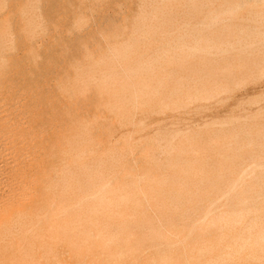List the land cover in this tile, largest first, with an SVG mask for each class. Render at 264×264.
Listing matches in <instances>:
<instances>
[{
    "label": "rangeland",
    "instance_id": "1",
    "mask_svg": "<svg viewBox=\"0 0 264 264\" xmlns=\"http://www.w3.org/2000/svg\"><path fill=\"white\" fill-rule=\"evenodd\" d=\"M184 1L183 0H178V1L177 0H139V1L138 0H129V1L127 0H123V1L122 0H0V17L6 18L7 24L9 25L8 32H10L13 35V39H14V45L12 47V50L6 54L7 56L5 55V58L1 59V63H3V68H4L3 69L4 76H2L3 78L1 77V81H33L34 85H36L33 101L32 100L29 101L28 99H26L27 101H25L24 103L30 102L32 103V105L33 104L39 105L45 103L44 105H46V115H47L48 125H47V132L45 135L48 142V146H47L48 158H46L45 160L49 163V167H50L49 170L51 174L54 173V171H56L55 169L57 168H59V170L63 169V171L65 169L67 170L65 171L67 172V176L69 175L68 177L65 174L66 172H64L65 174L64 176L67 179L65 187L67 186L66 188L68 190H66V192H68L69 189L70 190L72 189L71 191H74V193L70 191L69 193L72 196L76 194L75 196H73L75 197L73 201V197L69 196L68 195L69 193L67 194L66 192L64 193V196L68 197V198L65 197V201L67 199L66 204L70 203L71 201L73 202L76 201L74 205H71L73 204V202L70 203L72 208H68V211L70 212L73 209L71 213L69 212V214L71 215V219L69 220V222L73 223V225H75V223L76 224L80 223V225L82 226L84 225L83 226L84 228L85 227L89 228V226L94 227L92 225H95L96 224V223L94 224V222H96L95 220L99 218H95L94 220L91 221L88 219L87 216V219L90 221V224L88 223L89 225L83 221L89 222L87 219L85 220L86 218L85 216L88 215L89 213L91 214L93 212L100 211L99 214H102L103 216L98 214V217L100 216L102 217L103 220L102 223L104 224L107 223L109 226L111 225L110 229L114 233L118 234L116 238L122 241V243H116L117 244L116 249L118 250L120 248L119 244H123L126 247L127 251L129 250L128 251L129 255L128 252L126 251V256L127 258H129L130 261L129 262L125 261L124 263L123 261H116L117 264H132V263L152 264L153 262H154L153 264H159L161 259L162 261L164 260L163 262L165 264H175V263L198 264V262L199 263L202 262L201 264H203V261L201 259L202 258L204 259V256L197 257L199 253L197 252L198 250L195 251V249H200L202 246H206V244L210 246L211 242L212 245H217V242H219L220 240L219 234L221 230L215 228L211 223L213 214L222 207L223 208L220 209L219 211L224 209L227 210L236 209V210L247 211L248 209L253 210L255 208H259L264 203L261 202L264 201L263 200L264 179L262 178L264 177V172H263L264 171V0H224V1L209 0L210 2H208L207 0H197L196 2H194L195 5H193L194 4L193 2L190 3L192 0L189 1L187 0L188 1L187 3L186 0ZM166 2L168 4H165ZM171 2H173V4ZM163 4L164 7H162ZM157 6L159 7L157 8ZM167 6L169 7L170 11L172 7L171 13H173L174 11V14H171L172 16L170 15L172 19L168 17L170 11L168 12L169 14H167V12L164 13L168 9ZM182 6L183 9L180 10ZM192 6L195 7L196 12L194 7ZM199 6L200 7L202 6V8H200ZM173 7L177 9L179 8L178 11L175 10V8L173 9ZM188 7L192 8L191 11L190 8ZM159 8H162V10L163 8H167V9L163 10L164 11L163 12ZM199 8L202 10H200ZM198 9L201 11V13H199L200 11ZM160 11L163 13H161ZM160 13L163 16L162 18L159 16ZM166 15L168 18L166 17ZM154 19L156 21L158 20L159 23L155 22L154 24L155 21ZM162 19L164 22L162 21ZM166 19H168V23L165 22L167 21ZM170 19L171 22H173V25L174 24L176 25L174 26L169 25V23L172 24L170 22ZM149 21L151 24L149 23ZM203 21L207 23H203ZM160 22L162 25L160 24ZM198 22L199 24H201L202 27H200ZM163 23L167 27L166 26L164 27ZM202 23L204 25H202ZM127 24H129L130 26ZM195 25L198 26L196 27ZM156 26H160V27H156ZM168 26L169 27L172 26L174 28L173 30L169 31V33L173 31L171 35L169 33L168 34L166 33L169 28ZM161 27L167 28L166 32H164L165 31L164 28L161 29ZM172 27H170L169 29H172ZM175 28H178V30ZM155 29H157L158 32ZM160 30L161 32H159ZM125 31L127 33H125ZM25 34L31 35L32 39L28 43L26 42ZM166 36L168 39L166 38ZM161 37L163 38L161 39ZM212 38L214 40H212ZM163 39L165 42L163 41ZM206 40H208L209 45H207L208 42H205ZM152 41L153 43L158 42V44L156 45L155 43L152 44ZM161 41H163L164 44L161 43ZM149 42L151 43V45ZM29 45L32 48L30 51L28 48ZM150 47L151 48L153 47L152 48L153 50H151ZM160 50L162 52H160ZM148 51L149 54L151 53L150 55L148 54ZM145 54H147V56ZM30 56L31 58H29ZM166 66L169 68H167ZM34 67H37L38 69ZM164 68L167 69L165 70ZM158 73L163 78L159 77L161 78L159 79ZM163 74H165V76ZM70 79L72 82H70ZM156 79L157 81L155 82ZM66 82L68 83L66 84ZM159 86H161L160 95L161 96L163 95L162 96L163 98L159 95V90H158ZM16 87L20 89L22 85L20 84L19 86ZM77 93L80 94L81 96L79 95L80 97H78ZM60 94L62 96L64 95V98H62V96L60 97ZM160 97L162 98L161 99L162 102L161 100H159ZM56 100L58 101L56 102ZM155 100L158 103L154 102ZM64 102L66 103L68 102L69 103V104L67 103L68 106ZM162 103L164 105L161 106L160 104ZM151 104L153 105L151 106ZM145 108H147L148 114L147 112L144 111ZM149 108L151 111H149ZM151 108L153 109L156 108V110L153 111V109ZM89 109L90 112L89 111L87 112V110ZM91 109L94 112H91ZM142 109H144L143 110L144 112L141 111ZM131 111H133L134 113L138 112L135 114V116L137 115L136 119L134 118V113H132ZM64 114L67 117H65ZM69 114L70 116H68ZM138 114L141 116H139ZM85 115L86 118L83 119ZM79 117L80 118L83 117V118L80 119ZM74 118H77L78 121L77 119ZM104 118L111 121L104 120ZM131 119L134 122L131 121ZM88 120L89 122L90 120L91 122L92 121L94 122L93 124L90 122L91 127ZM113 120L115 122L112 124L111 122H113ZM70 121H72V123ZM73 122H75V124L77 122L78 126L77 125H76L77 127L74 126L75 124ZM103 122H106L105 126H103L104 125ZM70 123L73 125H71ZM82 124L84 126H80ZM133 124H135L134 125L135 128L133 127ZM93 125H96L97 127L95 126L96 128L95 127L93 128ZM70 126L72 127L68 128ZM146 126H149L150 128ZM81 127H83L84 129L82 128L81 130ZM85 128H87L88 131ZM104 128H108L105 129L106 132L104 131ZM142 128L145 130H143ZM116 129L118 130L116 131ZM85 130L87 133L85 132ZM138 130L139 133H141L142 131L144 133L139 134ZM35 131L38 134L40 129L35 128ZM157 131L158 134L155 135L156 134L155 132ZM130 132H132L133 134ZM105 134L107 135L106 137H104ZM114 135L116 136L114 137ZM151 135H153L155 139ZM149 136H151V138H153L154 141H152V139L148 140ZM170 136L172 137V139ZM145 137L147 138V141H152L153 143L149 142L148 144V142L144 141L146 140ZM116 138L117 140L118 139L119 140L116 141ZM142 139H144L143 140V143L145 142L144 144L141 142ZM89 140H91L90 143L91 142L93 143L90 144ZM82 141H85V143H83ZM157 141L160 142L158 143L159 145L157 143L155 144V142ZM62 142H64L65 145ZM108 142H110V144ZM55 143L58 144L56 145ZM81 143H83L85 146L82 145ZM128 143L129 144L135 143L137 146L135 144H134L135 147L130 146L128 145ZM139 143L140 144L142 143V146H140ZM169 143H171L173 146L170 145ZM107 144H109L108 149L106 148L108 146H105ZM77 145L79 146L77 147ZM80 145H82V148L79 149V147H81ZM100 145L102 147H100ZM113 145L114 146L119 145V146L114 147ZM138 145L140 149L138 148ZM168 145L169 147L165 149L173 153H170V155H165L164 154L165 149L163 150V148ZM104 146L106 148L105 151L103 150ZM123 146L125 147V151L121 152L124 150ZM127 146L130 147L128 148ZM149 146L154 147L155 149L150 148ZM155 146L156 147L162 146L160 148L161 150H159V147L156 148ZM174 146L176 147L175 150H174L175 148ZM86 147L88 149H86ZM119 147L120 149L122 148L123 150L122 149L118 150ZM131 147H134L133 148L134 150L132 149V152L134 151L133 153L130 151ZM71 148L72 149L77 148L78 150L75 149L76 153H74L75 152L74 150H71L72 152H70ZM91 148L93 150H91ZM110 148L111 151H109ZM135 148L137 149L135 150ZM149 148L151 149V151L155 152L154 155L153 153H151ZM97 149H99V152L97 151ZM112 149L114 151L116 149V151L113 152ZM172 150H174L176 154ZM106 151H109V153ZM167 151L166 154H168ZM84 152L86 153V155ZM93 152L95 154H93ZM96 152L98 153V155ZM71 153L72 155L70 156ZM82 153L84 154V156H82L83 158L80 157L81 155H83ZM53 154L56 155L53 156ZM73 154L76 156H74ZM115 154H117L120 157H118ZM146 154H150V155H146ZM172 154H174L175 157L177 155L176 158H178L180 154L179 163H175L174 160H176V158L173 159L172 157L174 156ZM50 155L52 159L50 158ZM109 155L112 160L110 159ZM139 155H141V157ZM99 156H101V158ZM87 157L89 160L87 159ZM132 157H134V160H132L133 159ZM154 157L156 162L153 159ZM71 158L77 159V161L74 159L72 161ZM84 158H85V162L81 164V160L84 161ZM137 158L138 160L135 161V159ZM159 158L161 159L159 160ZM42 159H43L42 156L36 157L31 162L36 165L40 161L42 162ZM96 159L99 161H97ZM127 159L128 160L131 159L130 161L133 162L134 166L132 165V162L130 161L128 162ZM103 160L105 161L104 163ZM114 160L117 161L116 162L117 164L114 163ZM167 160L168 162L171 163V165L169 163L170 168H168L167 166L168 165ZM170 160H172L173 162ZM91 161H93V164L90 163ZM101 161L103 164L101 163ZM112 161L114 165L112 164ZM177 161L178 160H176V162ZM70 162L71 165L73 164L74 166H71L69 164ZM126 162H128L131 165H129ZM99 163L100 165H98ZM125 163L128 164V167L130 166L129 169H127L128 167H126ZM181 163L183 164L188 163V164L186 165L184 164V169H183V164ZM66 164L69 165L66 166ZM83 164L85 166H83ZM95 164H96V168L94 167ZM178 164H180L179 165L180 167L178 166ZM103 165L104 167L101 168L102 169L101 171L100 167H102ZM122 165H125L126 168H124V166ZM188 165L191 166L189 168L190 170L188 169L189 167ZM193 167L195 168V170L193 169ZM248 167H250L249 170L247 169ZM86 168L87 170H85ZM90 168L91 170H89ZM178 168L180 169L179 171L180 172L182 171L183 173L182 172L180 173L177 170ZM181 168L185 172L181 170ZM191 168L193 171L191 170ZM69 169L70 171H72L73 169L75 170L77 169V170L76 171L73 170L74 172L72 171L71 173H69L70 172ZM93 169L95 171L97 170L98 172L94 171L91 173ZM252 169L254 170L257 169L256 172L259 173L255 175L254 173L256 172ZM171 170H174V172L172 171L173 172L172 181L174 179L176 182L180 181L181 180L180 178L183 176V174L187 175L193 173V176L190 177L189 175V178L188 175L186 177H183L182 181L185 184L179 183V187L177 186L178 183H175V181H173L175 183V186L173 184L174 187L172 188L173 182L168 184V181L171 182V178H170ZM186 170L190 171V173L186 172ZM196 170L197 171L200 170L198 171L197 175H195ZM244 170H248V171H244ZM99 171L100 174L103 175H100ZM111 171L112 173L115 172V174L113 173L112 175V173H110ZM117 171H119V175L116 174ZM243 171L247 172V174L246 173L244 174ZM175 172L177 173L179 172L178 174H181L180 178H178L179 175L176 173L177 175L176 177L179 180L175 178ZM165 173L166 176L167 174H169L170 176L169 178L168 176L167 177L165 176L166 178L169 179L166 180L167 183L162 182L163 180L165 181L166 179L165 177L164 178L159 177V175L164 176ZM83 174L86 176V178L85 176H81ZM173 174H174V178H173ZM72 175L76 176V178L75 176H73L75 178V181L73 179L74 182L73 185L76 183V181H78L79 183L82 182L80 184L78 182L76 183L78 184L79 187H81L80 189L76 185L74 186L72 185L73 187L71 186L72 182H70L69 180L72 181V178H70L72 177ZM78 175H80L79 180H77ZM146 175H148V177ZM223 175H225L226 177H224ZM250 175L251 178L249 177ZM142 176H145L147 180ZM194 176L195 177L198 176V177L193 178ZM217 176L219 177L223 176V179L220 178L221 180L219 184L221 185L220 188H218L219 186L218 182L220 180L217 178ZM257 176L261 181L256 178ZM136 177L137 180H135ZM140 177L143 178L144 184L140 183L143 182V180L140 179ZM206 177L209 178L207 180L211 179L210 181L212 183L210 181H208L209 183L208 182L205 183V181H207ZM88 178L89 180H87ZM97 178H99V180ZM130 178H132V180ZM152 178L154 179V181ZM158 178L159 180H161V182L158 180ZM110 179L113 180L116 179V182L115 180L114 182L113 180L110 181ZM231 179L233 180L237 179L236 181L240 180V183L238 182L237 184L236 182L237 185L234 182V184L237 187V188L235 187L236 189L234 188V190H232L233 188H231L233 187L232 186L233 182ZM149 180H151L150 181L151 185L150 182H148ZM157 180L161 184L158 183ZM191 180H193V182L194 180L197 181L194 182L196 184L193 183L195 186H192V183L191 186H189L190 183L187 182H190ZM243 180L244 183L245 182L247 183V181H249L251 182V184L249 183L250 184L249 185L248 183L247 184L245 183L247 185L246 186L243 183ZM67 181L69 182V184L70 183L71 184L69 185ZM136 181L139 182H137L136 184ZM87 182L92 183V185L90 184L91 187H89L90 185H88ZM105 182L108 184H106ZM229 182H230V186L228 185ZM241 182L243 185L241 184ZM96 183L98 184L97 187H96ZM146 183L149 185H146ZM85 184L87 185V187ZM99 185L100 187L98 188ZM111 185L115 189H113ZM134 185L138 186L137 187L138 190L137 189L135 190L136 187ZM185 185H188L186 187V192L187 189L189 191V189L191 188L190 191L187 192L190 196L189 195L183 196V194H180L181 192L184 193L183 191H185ZM196 185H200V186H197L198 188H196ZM238 185H241V187L240 186L238 187ZM152 186L153 189L150 188ZM84 187L88 189L86 190L84 189ZM92 187H94V189L96 187L98 191L94 190ZM110 187H111V191H109ZM120 187L121 189H119ZM123 187L131 194H129L127 191L125 193L124 191L125 189ZM142 187L146 190V192H143L144 189H142ZM229 187L230 190L228 189ZM251 187L253 188L251 189ZM77 188L79 193L78 191H75L77 190ZM104 188H106L105 191ZM139 188L140 190L141 189L142 190L140 191ZM154 188L155 191H153ZM204 188H206V190ZM89 189L93 190L94 192L93 191L91 192L90 190L91 192L90 193ZM116 189L122 190L123 194L121 193V191L120 192L116 191ZM131 189H134V191L137 192H134ZM157 189H161L162 192ZM199 189H201L202 191L205 190L206 194L204 195V192L202 193V191L201 190L199 191ZM224 189L229 192L230 191L232 192L228 195L229 192L227 193V191H225ZM246 189L248 190L246 191ZM147 190H150V194L156 195L155 198H153L154 197L153 195L149 194L150 195L149 196L148 195L149 191ZM179 190L182 191L180 192ZM81 191L85 195L87 194V196L85 197L84 194H80ZM115 191L118 192V194L121 193L122 195L118 197V200L116 198L119 195ZM169 192L173 193L174 195L171 193L169 194ZM225 192L227 193L228 196L227 198L229 202H225V200H227L226 195L224 196V194H226ZM246 192L247 194L249 193L248 194L249 197L244 194ZM256 192L260 194L259 198L260 197L262 198L259 199L257 197L258 195ZM161 193H162L161 197H158L160 195L157 196V194H161ZM207 194L209 196H207ZM81 195L84 196L85 199ZM111 195L112 196L114 195L113 198ZM108 196H111V199H109ZM147 196H149V198L151 199L153 198L152 199L153 202L151 199L149 201V198ZM180 196L186 198V199L184 198L185 203L182 200L183 198ZM165 197L168 201L163 200L165 204L163 205L162 199H165ZM82 199L85 201H83ZM92 199L94 200L92 203L89 204L88 202H86L87 200L89 201ZM135 199L136 201H134ZM140 199L142 202L140 201ZM143 199H144V204H143ZM173 199L176 204L174 203ZM158 200L162 201V202L161 201L158 202L161 205L157 203ZM170 200H172L173 203ZM176 200L177 201L181 200L182 202L180 201L179 204V202H177ZM216 201L218 202L219 205L216 204L217 203ZM244 201H247V203ZM80 202L82 203V205ZM114 202H117L118 204L115 203L116 205H113ZM134 202L136 206L133 204ZM243 202L244 205H240L243 204ZM254 203L257 204V207H255ZM258 203H260L261 205H258ZM91 204L92 205L94 204L95 207L94 205L92 206ZM140 204L145 205V207L142 206L143 208H141ZM104 205L105 208L103 210H105L107 214H105V212H103L102 210L103 207L101 206ZM124 205L125 207H123ZM71 206H69L68 204V207ZM107 206H109V208H113V207L115 208L117 207V208L116 209L114 208V210L112 209L113 210L112 211ZM209 206L210 208L211 207L212 208L209 209ZM139 207L140 209L138 210ZM94 208H96V211L94 210ZM117 209H120L119 210L120 212L123 211L124 213L121 212L123 215L120 212L118 213L116 212V214L113 213V215L116 216H113L112 212H115ZM85 210L89 213H87ZM74 211L78 214H81L79 216V220L80 218L82 219L81 221L77 222L76 219H74L76 217V215H74L76 213L73 214ZM101 211L104 214L101 213ZM205 212H207L206 214L208 213L210 214V212L212 214L210 215L208 214L209 215L208 216L205 214ZM119 214L122 216L120 217ZM106 215L108 218L106 217ZM111 216L113 217L111 218ZM203 218H207V219H203ZM202 219L206 221L204 222L202 221ZM194 222L197 223L196 224L197 226L195 225ZM82 226H80V228ZM75 227L78 228V226L76 225ZM193 227L194 229H191ZM154 230H156V232ZM163 231H165L164 234ZM204 232H206L205 234L207 236L204 234ZM171 233L173 234L171 235ZM207 233H209V235L211 236H209ZM120 234L123 236H121ZM186 237L188 240L185 239ZM152 239H155V241ZM177 242L180 243L181 247L185 245L183 246L184 248L183 247L180 248L179 243ZM204 242H206V244H203ZM171 244H173V246ZM186 246L187 248L188 247L189 248L188 249L185 248ZM159 247H160V251L158 249ZM179 249H181L182 251L181 250L179 251ZM189 250H194V253H192V251ZM169 251L173 252L174 254ZM182 252L185 255H183ZM190 252L196 256L191 255ZM187 253H190V256H188L189 254L186 255ZM183 256L184 257L187 256V257L184 258ZM164 257L165 258L168 257L167 258L168 260L166 261ZM195 261L198 262L196 263ZM116 263L115 261H113L110 262L109 264H116Z\"/></svg>",
    "mask_w": 264,
    "mask_h": 264
},
{
    "label": "bare ground",
    "instance_id": "2",
    "mask_svg": "<svg viewBox=\"0 0 264 264\" xmlns=\"http://www.w3.org/2000/svg\"><path fill=\"white\" fill-rule=\"evenodd\" d=\"M123 1V0H122ZM127 1H129V0H127ZM139 1V0H138ZM178 1V0H177ZM184 1V0H183ZM189 1V0H188ZM187 0H186V3L188 2ZM197 0H192L190 3H194V2H196ZM208 2H210L209 0H207ZM206 1V2H207ZM215 1V0H214ZM224 1V0H223ZM117 2V1H116ZM121 2V1H120ZM179 2H182V1H179ZM179 2H178V4H179ZM185 2V1H184ZM183 2V3H184ZM123 3V2H122ZM172 4H173V2H171ZM175 3V2H174ZM200 3V2H199ZM199 3H197V4H199ZM127 4H128V2H127ZM165 4H168L167 2L165 3ZM171 4V5H172ZM182 4V3H181ZM180 4V5H181ZM139 5V4H138ZM137 5V6H138ZM193 5H195V3L193 4ZM202 5H203V3H202ZM207 5V4H206ZM205 5V6H206ZM117 6V5H116ZM130 6V5H129ZM131 6H132V4H131ZM146 6V5H145ZM160 6V5H159ZM159 6H157V8L159 7ZM141 7V6H140ZM156 7V6H155ZM162 7H164V4H163V6ZM168 7V6H167ZM181 7V6H180ZM192 7H194V6H192ZM200 7V6H199ZM175 7H173V9H174ZM188 8H190V11H191V7H188ZM200 8H202V6L200 7ZM199 8V9H200ZM138 9V8H137ZM145 9V8H144ZM159 9H161V11H163V10H166L167 8H163V10H162V8H159ZM168 9H169V7H168ZM167 9V10H168ZM179 9V8H178ZM178 9L177 8H175V10H177L178 11ZM183 9V6H182V8L180 9V10H182ZM185 9V8H184ZM194 9H195V7H194ZM198 9V10H199ZM204 9V8H203ZM115 10V9H114ZM163 11L164 13H166L167 12V14H169L168 12L170 11V9L168 10V11ZM189 10V9H188ZM200 10H202V9H200ZM199 10V11H200ZM209 10V9H208ZM147 11V10H146ZM152 11V10H151ZM160 11V12H161ZM185 11V10H184ZM187 11V10H186ZM194 11V10H193ZM156 12V11H155ZM163 12H161V13H163ZM172 12V7H171V11H170V14H169V16L168 17H170L171 18V14H174V11H173V13H171ZM188 12V11H187ZM195 12H196V9H195ZM194 12V13H195ZM198 12V11H197ZM137 13V12H136ZM153 13V12H152ZM161 13H160V17L162 18L163 16L161 15ZM199 13H201V11L199 12ZM175 14H176V11H175ZM178 14V13H177ZM202 14H203V12H202ZM135 15H137V14H135ZM171 15V16H170ZM224 15V14H223ZM145 16V15H144ZM154 16V15H153ZM174 16H177V15H174ZM219 16V15H218ZM222 16V15H221ZM129 17V16H128ZM166 17H167V15H166ZM167 17V18H168ZM125 18V17H124ZM165 18V17H164ZM126 19V18H125ZM158 19H159V17H158ZM172 19V18H171ZM171 19H170V22H171ZM218 19V18H217ZM130 20V19H129ZM128 20V21H129ZM134 20V19H133ZM152 20V19H151ZM155 20V19H154ZM161 20V19H160ZM167 21H165V22H167L168 23V19H166ZM174 20V19H173ZM200 20V19H199ZM206 20V19H205ZM204 20V21H205ZM145 21V20H144ZM162 21H163V19H162ZM202 21V20H201ZM200 21V22H201ZM203 21V23H207V22H204ZM130 22V21H129ZM128 22V23H129ZM155 22H158V20L156 21H154V24H155ZM164 22V21H163ZM177 22V21H176ZM30 23V22H29ZM133 23V22H132ZM149 23H150V21H149ZM148 23V24H149ZM159 23V22H158ZM172 24H170L169 23V25H173V22H171ZM202 23V25H204ZM31 24V23H30ZM134 24V23H133ZM147 24V23H146ZM151 24V23H150ZM160 24H161V22H160ZM198 24H199V22H198ZM210 24V23H209ZM216 24V23H215ZM220 24V23H219ZM260 24V23H259ZM261 24H263V23H261ZM127 25H129V24H127ZM162 25V24H161ZM160 25V26H161ZM163 25H164V23H163ZM174 25H176V24H174ZM173 25V26H174ZM183 25V24H182ZM200 25V27H202L201 26V24H199ZM206 25V24H205ZM130 26V25H129ZM147 26V25H146ZM160 26H156V27H160ZM166 25H164V27H165ZM196 26V25H195ZM198 26V25H197ZM196 26V27H197ZM153 27V26H152ZM164 27H161V29H163ZM167 27V26H166ZM169 27V26H168ZM170 27H172V26H170ZM169 27V28H170ZM141 28H142V26H141ZM168 28V30H167V28H164V30H162V31H164V32H166V30H167V34L169 33V31L170 30H173L174 28L172 27V29H169ZM179 28V27H178ZM178 28H175V29H177L178 30ZM199 28V27H198ZM212 28V27H211ZM48 29V28H47ZM159 29V28H158ZM128 30V29H127ZM154 30V29H153ZM155 30H157V29H155ZM9 31V25L7 24V21H6V18L4 17V18H2V17H0V264H109L110 262H113V261H115V263H116V261H123V263L125 262V261H127V262H129L130 260H129V258H127V256H126V251H127V249H126V247L123 245V244H119V249L117 250L116 249V246H117V244L116 243H122V241L121 240H118L116 237H117V235L118 234H116V233H114L111 229H110V226L106 223V224H104V223H102L103 222V220H102V217L101 216H103L102 214H99V212H93V213H89V212H87L86 210V212L87 213H89L88 215H86L85 217V220L87 219V216H88V219L89 220H94L95 218H99V219H96L95 221L96 222H94V224L95 225H92V226H94V227H90L89 226V228H84L82 225H80V223L78 224H76L75 223V225L76 226H78V228H76L75 227V225H73V223H70L69 222V220L71 219V215L69 214V212L70 211H68V208H72V206L71 205H74V203H76V201L75 202H73L74 201V199H75V197H73V196H75L76 194H74L73 196L69 193V191L70 192H73L74 193V191H71L70 189H69V191L68 192H66V190H68L66 187H65V185H66V177L64 176L65 174H66V176H67V170L65 171H63V169H61V170H59V168H57V169H55L56 171H54V173H52L51 174V172H50V167H49V163L45 160L46 158H48V152H47V146H48V142H47V139H46V132H47V125H48V123H47V115H46V105H44V104H39V105H32V103H30V102H27V103H24L25 101H27L26 99H28L29 101H33V99H34V91H35V89H36V85H34V83H33V81H1V77L2 76H4L3 74V63H1V59L2 58H5V55L9 52V51H11L12 50V47H13V45H14V39H13V35L10 33V32H8ZM131 31V30H130ZM129 31V32H130ZM157 32H158V30H157ZM159 32H161V30L159 31ZM125 33H127L126 31H125ZM173 33V31L171 32V33H169L170 35ZM177 33V32H176ZM175 33V34H176ZM159 34V33H158ZM157 34V35H158ZM165 34V33H164ZM125 35V34H124ZM118 36V35H117ZM122 36V35H121ZM121 36H119V37H121ZM160 36H162V35H160ZM163 36H165V35H163ZM169 36V35H168ZM170 37V36H169ZM173 37V36H172ZM188 37V36H187ZM163 37H161V39H162ZM166 38H167V36H166ZM165 38V39H166ZM199 38V37H198ZM25 39H26V42L28 43V42H30L31 41V35L29 34H25ZM158 39V38H157ZM160 39V40H161ZM168 39V38H167ZM170 39V38H169ZM172 39V38H171ZM155 40H156V38H155ZM197 40V39H196ZM209 40V39H208ZM208 40H206L205 42H208ZM211 40V39H210ZM212 40H214L213 38H212ZM211 40V41H212ZM125 41V40H124ZM149 41H151V40H149ZM154 41V40H153ZM153 41H152V44H154L153 43ZM163 41H164V39H163ZM163 41H161V43H163ZM170 41V40H169ZM194 41V40H193ZM146 42V41H145ZM165 42V41H164ZM237 42V41H236ZM17 43V42H16ZM32 43V42H31ZM122 43V42H121ZM150 43V42H149ZM193 43V42H192ZM195 43V42H194ZM142 44V43H141ZM156 44H158V42L157 43H155V45ZM160 44V43H159ZM164 44V43H163ZM103 45H104V43H103ZM114 45V44H113ZM150 45H151V43H150ZM207 45H209V42L207 43ZM32 46V45H31ZM148 46H149V44H148ZM28 48H29V51L32 49L31 47H30V45L28 46ZM118 48V47H117ZM151 48V47H150ZM153 48V47H152ZM151 48V50H153ZM154 48H156V47H154ZM173 48V47H172ZM146 49V48H145ZM170 49V48H169ZM165 50V49H164ZM136 51V50H135ZM145 51V50H144ZM143 52V51H142ZM153 52V51H152ZM160 52H162L161 50H160ZM165 52V51H164ZM163 52V53H164ZM141 53V52H140ZM148 54H149V51H148ZM151 54V53H150ZM149 54V55H150ZM158 54V53H157ZM160 54V53H159ZM141 55V54H140ZM146 56H147V54H145ZM167 55V54H166ZM7 56V55H6ZM221 56H222V54H221ZM89 57V56H88ZM156 57H157V55H156ZM158 57H159V55H158ZM165 57V56H164ZM167 57V56H166ZM29 58H31V56L29 57ZM96 58V57H95ZM155 58V57H154ZM94 59V58H93ZM146 59V58H145ZM152 59H153V57H152ZM90 60V59H89ZM88 60V61H89ZM98 60V59H97ZM137 60V59H136ZM91 61V60H90ZM89 61V62H90ZM85 62V61H84ZM83 62V63H84ZM174 63V62H173ZM251 63V62H250ZM105 64V63H104ZM169 64V63H168ZM172 64V63H171ZM170 64V65H171ZM175 64V63H174ZM38 65V64H37ZM86 65H87V63H86ZM86 65H83V66H86ZM156 65V64H155ZM33 66V65H32ZM133 66V65H132ZM131 66V67H132ZM162 66V65H161ZM168 66V65H167ZM166 66V67H167ZM158 67H160V66H158ZM173 67V66H172ZM33 68V67H32ZM34 68H37V67H34ZM76 68V67H75ZM113 68V67H112ZM157 68V67H156ZM167 68H169V67H167ZM166 68V69H167ZM38 69V68H37ZM93 69V68H92ZM165 69V68H164ZM165 69V70H166ZM73 71H75V70H73ZM158 72H159V70H158ZM43 73H44V71H43ZM73 73V72H72ZM163 73H166V72H163ZM39 74V73H38ZM157 74V73H156ZM162 74V73H161ZM158 75H159V73H158ZM164 76H165V74H163ZM162 75V76H163ZM167 75H169V74H167ZM31 76V75H30ZM75 76V75H74ZM171 76V75H170ZM82 77V76H81ZM159 77H161L160 75L158 76V78ZM3 78V77H2ZM70 78H71V76H70ZM161 78H163V77H161ZM161 78H159V79H161ZM174 78V77H173ZM16 79V78H15ZM148 79V78H147ZM163 80V79H162ZM82 81V80H81ZM157 81V79L155 80V82ZM158 81H161V80H158ZM65 82V81H64ZM70 82H72L71 81V79H70ZM47 83V82H46ZM68 82H66V84H67ZM177 83V82H176ZM22 85V87H20V89H18L16 86H19V85ZM162 84V83H161ZM40 85H41V83H40ZM39 85V86H40ZM56 85V84H55ZM167 85V84H166ZM177 85V84H176ZM181 85V84H180ZM169 86V85H168ZM44 87H47V86H44ZM160 88H161V86H159V95H160ZM63 89V88H62ZM176 89V88H175ZM174 89V90H175ZM162 90V89H161ZM155 91V90H154ZM59 93V92H58ZM181 94V93H180ZM80 94H78L77 93V96L78 97H80L79 96ZM62 95L60 94V97H61ZM161 96V95H160ZM163 96V95H162ZM161 96V97H162ZM68 97V96H67ZM160 97V99L159 100H161L162 98ZM185 97V96H184ZM62 98H64V95L62 96ZM76 98V97H75ZM105 98H106V96H105ZM189 98V97H188ZM60 99V98H59ZM158 99V98H157ZM64 100V99H63ZM58 100H56V102H57ZM163 101H164V99H163ZM154 102H156V103H158L156 100L154 101ZM161 102H162V100H161ZM65 104H67L66 102H64ZM148 103V102H147ZM155 103V104H156ZM69 104V103H68ZM68 104H67V106H68ZM154 104V105H155ZM172 104V103H171ZM49 105H51V104H49ZM103 105V104H102ZM153 104H151V106H152ZM161 106L162 105H164L163 103L162 104H160ZM62 106V105H61ZM153 107H155V106H153ZM100 108V107H99ZM143 108V107H142ZM148 108V107H147ZM147 108H145V110L144 109H142L141 111H145V112H147ZM159 108H162V107H159ZM101 109V108H100ZM136 109V108H135ZM151 109H153V108H151ZM154 110H156V108H154L153 109V111ZM90 112V109L89 110H87V112ZM97 111V110H96ZM140 111V112H141ZM143 111V112H144ZM149 111H151L150 110V108H149ZM91 112H94V111H92V109H91ZM98 112H100V111H98ZM101 112H102V110H101ZM132 113H134L133 111H131ZM142 112V113H143ZM156 112V111H155ZM136 113H138V112H136ZM136 113H134V118L136 119V116H135V114ZM141 113V114H142ZM151 113V112H150ZM152 113H154V112H152ZM157 113H158V111H157ZM68 114V113H67ZM99 114H101V113H99ZM106 114V113H105ZM144 114V113H143ZM147 114H148V112H147ZM65 115V114H64ZM87 115V114H86ZM86 115H85V117L83 118V117H79L80 119H85L86 118ZM103 115H104V113H103ZM102 115V116H103ZM139 115V114H138ZM152 115V114H151ZM68 116H70V114L68 115ZM89 116H90V113H89ZM92 116H93V114H92ZM126 116V115H125ZM129 116V115H128ZM139 116H141V115H139ZM65 117H67L66 115H65ZM64 117V118H65ZM144 117V116H143ZM69 118V117H68ZM87 118H88V116H87ZM90 118V117H89ZM93 118V117H92ZM133 118V117H132ZM74 119H77V118H74ZM98 119V118H97ZM101 119H103V118H101ZM129 119V118H128ZM68 120V119H67ZM92 120V119H91ZM91 120H90V122H91ZM104 120H107L106 118H104ZM118 120V119H117ZM77 121H78V119H77ZM95 121V120H94ZM107 121H111V120H107ZM131 121H133L132 119H131ZM146 121V120H145ZM144 121V122H145ZM67 122V121H66ZM65 122V123H66ZM71 123H72V121H70ZM87 122V121H86ZM88 122H89V120H88ZM90 122H89V124H90ZM115 121L113 120V122H111L112 124L114 123ZM134 122V121H133ZM141 122V121H140ZM143 122V121H142ZM147 122V121H146ZM70 123V124H71ZM74 124H75V122H73ZM83 123V122H82ZM85 123V122H84ZM92 124L94 123L93 121L91 122ZM101 123V122H100ZM104 123V125L103 126H105V123L106 122H103ZM67 124V123H66ZM79 124V123H78ZM97 124V123H96ZM102 124V123H101ZM116 124V123H115ZM131 124H132V122H131ZM198 124V123H197ZM71 125H73V124H71ZM77 125V122H76V124L74 125V126H76ZM98 125V124H97ZM134 125L135 124H133V127H134ZM137 125H138V123H137ZM78 126V125H77ZM76 126V127H77ZM80 126H84L83 124L82 125H80ZM86 126V125H85ZM96 125H93V128L95 127ZM102 126V125H101ZM117 126V125H116ZM120 126V125H119ZM118 126V127H119ZM155 126V125H154ZM72 126H70V127H68V128H71ZM90 127H91V124H90ZM97 127V126H96ZM95 127V128H96ZM129 127V126H128ZM128 127H127V129H128ZM131 127V126H130ZM146 127H149V126H146ZM35 128H38V129H40V131H39V133L37 134V132L35 131ZM82 128L83 127H81V130H82ZM135 128V127H134ZM150 128V127H149ZM79 129V128H78ZM84 129V128H83ZM87 131H88V129L87 128H85ZM91 129V128H90ZM105 129H108V128H104V131L106 132V130ZM143 129V128H142ZM70 130V129H69ZM86 130H85V132H86ZM101 130V129H100ZM118 129H116V131H117ZM143 130H145V129H143ZM63 131H65V130H63ZM68 131V130H67ZM91 131V130H90ZM103 131V130H102ZM111 131V130H110ZM119 131H120V128H119ZM123 131V130H122ZM137 131V130H136ZM54 132V131H53ZM52 132V133H53ZM58 132V131H57ZM61 132V131H60ZM59 132V133H60ZM96 132H97V130H96ZM113 132H115V131H113ZM129 132V131H128ZM127 132V133H128ZM141 132V131H140ZM159 132H161V131H159ZM188 132V131H187ZM55 133V132H54ZM87 133V132H86ZM91 133V132H90ZM94 133V132H93ZM130 133H132V132H130ZM138 133H139V130H138ZM141 133H144L143 131L141 132ZM141 133H139V134H141ZM156 134L155 135H157L158 134V131L157 132H155ZM164 133V132H163ZM61 134V133H60ZM82 134V133H81ZM117 134V133H116ZM122 134V133H121ZM133 134V133H132ZM138 134V135H139ZM175 134V133H174ZM178 134H179V132H178ZM177 134V135H178ZM180 134H181V132H180ZM59 135V134H58ZM86 135V134H85ZM103 135H104V133H103ZM137 135V134H136ZM160 135V134H159ZM107 135L105 134V136L104 137H106ZM116 135H114V137H115ZM121 136V135H120ZM131 136H133V135H131ZM151 136H153V135H151ZM151 136H149L150 137V139H149V137H148V140H151L152 139V141H154V139H155V137H154V139L153 138H151ZM162 136V135H161ZM160 136V137H161ZM172 136V135H171ZM170 136V137H171ZM183 136V135H182ZM81 137V136H80ZM85 137V136H84ZM88 137V136H87ZM86 137V138H87ZM90 137H91V135H90ZM134 137H135V134H134ZM156 137H158V136H156ZM187 137V136H186ZM50 138V137H49ZM110 138V137H109ZM146 138V137H145ZM144 138V139H145ZM92 139V138H91ZM101 139V138H100ZM102 139H103V137H102ZM106 139V138H105ZM112 139V138H111ZM121 139V138H120ZM139 139V138H138ZM144 139H142L141 140V142L143 143V140ZM171 139H172V137H171ZM170 139V140H171ZM193 139V138H192ZM50 140V139H49ZM83 140H84V138H83ZM93 140V139H92ZM98 140V139H97ZM115 140V139H114ZM119 140V139H118ZM117 140V138H116V141H118ZM157 140V139H156ZM155 140V141H156ZM174 140V139H173ZM57 141V140H56ZM86 141V140H85ZM85 141H82L83 143H85ZM88 141V140H87ZM90 141L91 140H89V143H90ZM100 141V140H99ZM103 141H105V140H103ZM121 141V140H120ZM138 141V140H137ZM144 141H146V142H148V144H149V142H152V141H147V138H146V140H144ZM159 141V140H158ZM155 142V144L157 143H160V142ZM161 141V140H160ZM50 142V141H49ZM68 142V141H67ZM105 142H107V141H105ZM111 142V141H110ZM110 142H108L109 144H110ZM115 142V141H114ZM181 142V141H180ZM63 144H64V142H62ZM83 143H81L82 145H84ZM88 143V142H87ZM86 143V144H87ZM91 143H93V142H91ZM90 143V144H91ZM112 143V142H111ZM142 143L140 144V146H142ZM145 143V142H144ZM143 143V144H144ZM153 143V142H152ZM162 143H164V142H162ZM168 143V142H167ZM56 145L58 144V143H55ZM60 144V143H59ZM101 144V143H100ZM109 144H107V145H105V146H108ZM134 144L135 143H133V144H129L128 143V145H130V146H134ZM170 145H172L171 143H169ZM56 145H55V147H56ZM65 145V144H64ZM70 145H71V143H70ZM82 145H80L81 147H79V149L80 148H82ZM136 145V144H135ZM146 145V144H145ZM144 145V146H145ZM159 145V144H158ZM161 145V144H160ZM79 145H77V147H78ZM85 146V145H84ZM88 146V145H87ZM99 146V145H98ZM105 146L103 147V150L105 151L106 150V148L108 149L109 148V146L108 147H106L105 148ZM114 146V145H113ZM112 146V147H113ZM116 146V145H115ZM114 146V147H115ZM119 145H117L116 147H118ZM129 146V147H130ZM137 146V145H136ZM152 146H154V145H152ZM173 146V145H172ZM65 147V146H64ZM76 147V146H75ZM100 147H102L101 145H100ZM100 147H99V149H100ZM111 147V148H112ZM120 147H122V146H120ZM120 147H119V149L118 150H121L120 149ZM124 147V146H123ZM128 147V146H127ZM128 147V148H129ZM135 147V146H134ZM134 147H131V149H130V151L132 152V149L134 148ZM150 148H154V147H151V146H149ZM156 147V146H155ZM157 147H159V146H157ZM156 147V148H157ZM162 146H160L159 147V150H161L160 148H161ZM167 147H169V145L168 146H166V147H164L163 148V150L165 149V148H167ZM175 147V146H174ZM94 148H95V146H94ZM105 148V149H104ZM111 148H110V150L109 151H111ZM127 148V149H128ZM138 148H139V145H138ZM149 148V150L151 151V149ZM75 149L76 150H78L77 148H74V149H70V152H72L71 150H74L75 151ZM86 149H88L87 147H86ZM99 149H97V151L99 152ZM114 149V148H113ZM112 149V151L113 152H115L116 151V149H115V151ZM124 149V150H123ZM122 150L123 151H121V152H124L125 151V147L123 148ZM137 148H135V150H136ZM140 149V148H139ZM138 149V150H139ZM145 149V148H144ZM147 149V148H146ZM155 149V148H154ZM153 149V150H154ZM171 149H173V148H171ZM171 149H170V151H171ZM176 149V147L174 148V150ZM91 150H93L92 148H91ZM95 150V149H94ZM129 150V149H128ZM134 150V149H133ZM137 150V151H138ZM148 150V149H147ZM146 150V151H147ZM174 150H172V151H174ZM73 151V152H74ZM96 151V150H95ZM101 151V150H100ZM103 151V152H104ZM109 151H106V152H108L109 153ZM144 151V150H143ZM166 149H165V155H170V153H173V152H169V151H167L168 152V154H166ZM177 151V150H176ZM178 151H180V150H178ZM67 152V151H66ZM102 152V153H103ZM117 152H119V151H117ZM134 152V151H133ZM132 152V153H133ZM139 152V151H138ZM163 152V151H162ZM175 152V151H174ZM182 152V151H181ZM181 152H180V154H181ZM69 153V152H68ZM68 153H65V154H68ZM74 153H76V151L74 152ZM85 153V152H84ZM87 153H89V152H87ZM97 153V152H96ZM101 153V152H100ZM111 153V152H110ZM145 153V152H144ZM148 153V152H147ZM151 153H153V155H154V151H151ZM158 153V152H157ZM83 154V153H82ZM93 154H95L94 152H93ZM112 154V153H111ZM110 154V155H111ZM127 154H128V152H127ZM135 154V153H134ZM133 154V155H134ZM162 154V153H161ZM175 154H176V152H175ZM180 154H179V159L178 158H176L177 157V155H176V157L174 156V154H172L174 157H172L173 159L174 158H176V160H178L177 162H176V160H174L175 161V163H179V160H180ZM36 155H38V156H36ZM56 155V154H55ZM54 154H53V156H55ZM72 155V153L70 154V156ZM74 155V154H73ZM85 155H86V153H85ZM97 155H98V153H97ZM110 155H109V157H110ZM115 155H117V154H115ZM121 155V154H120ZM132 155V156H133ZM136 155H138V154H136ZM146 155H150V154H146ZM152 155V154H151ZM171 155V156H172ZM40 156H42L43 157V159H42V162L40 161L38 164H33L31 161H33V159H35L36 157H40ZM68 156V155H67ZM74 156H76V155H74ZM78 156V155H77ZM82 156H84V154L83 155H81L80 157H82ZM91 156V155H90ZM118 156V155H117ZM127 156V155H126ZM129 156H130V154H129ZM140 157H141V155H139ZM138 156V157H139ZM160 156V155H159ZM162 156V155H161ZM164 156V155H163ZM171 156H169V157H171ZM86 157V156H85ZM100 158H101V156H99ZM102 157H103V155H102ZM113 157H114V155H113ZM118 157H120V156H118ZM167 157V156H166ZM50 158L52 159V157H51V155H50ZM55 158V157H54ZM83 158V157H82ZM90 158V157H89ZM92 158H95V157H92ZM117 158V157H116ZM133 158V159H132ZM131 159L132 160H134V157H132ZM152 158V157H151ZM157 158H158V156H157ZM72 159V158H71ZM74 159V158H73ZM73 159H72V161H73ZM87 159H88V157H87ZM86 159V160H87ZM110 159H111V157H110ZM114 159V158H113ZM123 159V158H122ZM129 159V158H128ZM127 159V161L129 162L130 160H128ZM154 160H155V157L153 158ZM161 158H159V160H160ZM172 159V160H173ZM68 160V159H67ZM69 160H70V158H69ZM74 160H76L77 161V159H74ZM89 160V159H88ZM91 160H93V159H91ZM97 160V159H96ZM101 160V159H100ZM112 160V159H111ZM118 160H120V159H118ZM136 160H138V158L137 159H135V161ZM139 160H140V158H139ZM148 160V159H147ZM153 160V161H154ZM172 160H170V161H172ZM95 161V160H94ZM97 161H99V160H97ZM96 161V162H97ZM109 161V160H108ZM125 161V160H124ZM149 161V160H148ZM66 162V161H65ZM64 162V163H65ZM83 162H85V158H84V161H82L81 160V164L83 163ZM95 162V163H96ZM105 161L103 160V163H104ZM110 162V161H109ZM108 162V163H109ZM117 161H115L114 160V163H116ZM128 162H126V163H128ZM130 162H132V161H130ZM141 162V161H140ZM155 162H156V160H155ZM166 162V161H165ZM173 162V161H172ZM181 162V161H180ZM184 162H185V160H184ZM187 162H189V161H187ZM198 162V161H197ZM36 163V162H35ZM77 163V162H76ZM90 163H92L93 164V161H91ZM101 163H102V161H101ZM102 163V164H103ZM107 163V162H106ZM125 163V164H126ZM144 163V162H143ZM154 163V162H153ZM167 163H168V168H170L169 167V163L170 162H168V160H167ZM175 163H174V165H175ZM195 163V162H194ZM223 163V162H222ZM70 165H71V162L69 163ZM69 164H66V166L67 165H69ZM78 164V163H77ZM87 164H88V162H87ZM91 164V165H92ZM97 164V163H96ZM96 164H95V168H96ZM110 164V163H109ZM108 164V165H109ZM112 164H113V161H112ZM117 164V163H116ZM118 164H120V163H118ZM129 164V163H128ZM128 164H126V167H128ZM173 164V163H172ZM181 164H183V163H181ZM185 164V163H184ZM184 164H183V169H184ZM186 164H188V163H186ZM185 164V165H186ZM190 164H192V163H190ZM199 164V163H198ZM80 165V164H79ZM98 165H100V163L98 164ZM114 165V164H113ZM129 165H131V164H129ZM132 165H133V162H132ZM140 165V164H139ZM148 165V164H147ZM170 165H171V163H170ZM180 164H178V166H179ZM194 165V164H193ZM71 166H74L73 164L71 165ZM83 166H85L84 164H83ZM86 166H89V165H86ZM111 166V165H110ZM115 166H117V165H115ZM122 166H124V168H126L125 167V165H122ZM134 166V165H133ZM142 166V165H141ZM166 166V165H165ZM182 166V165H181ZM189 166V165H188ZM188 166H186V167H188ZM220 166V165H219ZM218 166V167H219ZM250 166H252V165H250ZM258 166H261V165H258ZM63 167V166H62ZM77 167V166H76ZM81 167V166H80ZM93 167V166H92ZM91 167V168H92ZM98 167H100V166H98ZM104 167V165L102 166V167H100V169L101 168H103ZM130 167V166H129ZM129 167L127 168V169H129ZM180 167V166H179ZM191 166H189L188 167V169L190 168ZM233 167V166H232ZM85 168V167H84ZM88 168V167H87ZM87 168L85 169V170H87ZM91 168L89 169V170H91ZM111 168H113V167H111ZM110 168V169H111ZM132 168V167H131ZM135 168V167H134ZM167 168V167H166ZM174 168V167H173ZM234 168V167H233ZM249 168L250 167H248L247 169L249 170ZM71 169V168H70ZM70 169H69V171H70ZM118 169H119V167H118ZM120 169H121V167H120ZM172 169V168H171ZM176 169V168H175ZM182 168H181V170H183ZM193 169L195 170V168L193 167ZM199 169V168H198ZM215 169V168H214ZM222 169V168H221ZM74 171H76L75 169H73ZM72 170V171H73ZM108 170H109V168H108ZM112 170V169H111ZM117 170V169H116ZM123 170V169H122ZM137 170V169H136ZM159 170H160V168H159ZM165 170V169H164ZM169 170V169H168ZM178 171L180 170L179 168L177 169ZM190 170V169H189ZM191 170H192V168H191ZM203 170V169H202ZM201 170V171H202ZM248 170H244V171H248ZM252 170H254V169H252ZM72 171H70L69 173H71ZM73 171V172H74ZM80 171H82V170H80ZM95 170L93 169V171H91V173L92 172H94ZM101 171H102V169H101ZM104 171V170H103ZM126 171V170H125ZM130 171V170H129ZM138 171V170H137ZM167 171V170H166ZM165 171V172H166ZM174 172V170H171V177L169 176V174H167V176H168V178L170 177L171 178V182H169L168 181V184L169 183H172L173 181H175V179L172 181V173ZM184 171V170H183ZM193 171V170H192ZM198 171H200V170H198ZM198 171L196 170V174L195 175H197L198 174ZM243 171V172H244ZM255 172L257 171V169L256 170H254ZM254 171H253V173H254ZM258 171H260V170H258ZM262 171V170H261ZM64 172H66L65 174H64ZM79 172V171H78ZM84 172V171H83ZM87 172V171H86ZM95 172H98L97 170L95 171ZM105 172V171H104ZM131 172V171H130ZM162 172V171H161ZM180 172V171H179ZM178 172V173H179ZM182 172V171H181ZM180 172V173H181ZM185 172V171H184ZM186 172H189L190 173V171H187L186 170ZM203 172V171H202ZM216 172V171H215ZM230 172V171H229ZM241 172V171H240ZM264 172V171H263ZM75 173H77V172H75ZM75 173H73V174H75ZM80 173H82V172H80ZM85 173V172H84ZM91 173H90V175H91ZM107 173H108V171H107ZM110 173H112V171L110 172ZM114 174H115V172H113ZM113 173H112V175H113ZM121 173V172H120ZM123 173V172H122ZM135 173V172H134ZM168 173V172H167ZM176 173L177 172H175V178H177L176 176ZM177 173V174H178ZM183 173V172H182ZM195 173V172H194ZM204 173V172H203ZM208 173V172H207ZM232 173V172H231ZM247 174V172H244V174ZM252 173V174H253ZM259 173V172H258ZM257 172L256 173H254L255 175L256 174H258ZM99 174H100V171H99ZM116 174H118L119 175V171H117L116 172ZM155 174V173H154ZM222 174V173H221ZM227 174H230V173H227ZM235 174V173H234ZM77 175V174H76ZM87 175H88V173H87ZM93 175V174H92ZM95 175H97V174H95ZM94 175V176H95ZM100 175H103V174H100ZM112 175H111V177H112ZM150 175V174H149ZM179 176H178V178H180V176H181V174H178ZM188 175V178H189V175H190V177L191 176H193V173H190V174H187ZM187 175H184L183 174V176L180 178L181 180L180 181H182L183 179V177H186ZM199 175H200V173H199ZM237 175H238V173H237ZM242 175V174H241ZM254 175V176H255ZM69 176V175H68ZM67 176V177H68ZM73 176H75V175H72V177H70V178H72V181L71 180H69L70 182H72V184H71V186L73 185V179H74V181H75V178H76V176H75V178L73 177ZM80 175H78V178H77V180H79L80 179V177H79ZM81 176H85L84 174L83 175H81ZM105 176V175H104ZM107 176H109V175H107ZM128 176H129V174H128ZM127 176V177H128ZM130 176H131V174H130ZM137 176V175H136ZM147 177H148V175H146ZM153 176V175H152ZM152 176H150V177H152ZM166 176V173H165V175L164 176H160L159 175V177L160 178H164ZM166 176V177H167ZM204 176V175H203ZM207 176V175H206ZM224 177H226L225 175H223ZM223 176H217V178L220 180V178L221 179H223ZM229 176V175H228ZM231 176V175H230ZM248 176V175H247ZM253 176V177H254ZM99 177V176H98ZM110 177V178H111ZM117 177V176H116ZM126 177V176H125ZM139 177V176H138ZM143 178H145L146 180H147V178L145 177V176H142ZM165 177V178H166ZM198 177V176H197ZM197 177H193V178H197ZM232 177V176H231ZM250 178H251V175L249 176ZM249 177H247V178H249ZM69 178V179H70ZM85 178H86V176H85ZM90 178V177H89ZM89 178L87 179V180H89ZM94 178V177H93ZM92 178V179H93ZM115 178V177H114ZM118 178V177H117ZM122 178V177H121ZM121 178H120V181H121ZM143 178H141L140 177V179H142L143 180ZM168 178H166L165 179V181L163 180L162 182H165V183H167V179ZM173 178H174V174H173ZM177 178V179H178ZM242 178V177H241ZM241 178H240V180H241ZM257 179H259L258 178V176L256 177ZM263 179H264V177H262ZM261 178V179H262ZM82 179H83V177H82ZM95 179V178H94ZM98 180H99V178H97ZM97 179H96V182H97ZM103 179V178H102ZM119 179V178H118ZM131 180H132V178H130ZM134 179V178H133ZM150 179V178H149ZM153 179V178H152ZM155 179H156V177H155ZM187 179V178H186ZM192 179V178H191ZM201 179V178H200ZM207 179H209L208 177H206V180ZM245 179V178H244ZM85 180V179H84ZM104 180H105V177H104ZM111 180H113V179H110V181ZM115 180V182H116V179H114ZM114 180H113V182H114ZM135 180H137V177H136V179ZM141 180V181H142ZM158 180H159V178H158ZM157 180V182L158 183H160L161 182V180H159L158 181ZM169 180V179H168ZM179 180V179H178ZM177 180V181H178ZM211 180V179H210ZM210 180H207V181H205V183L206 182H208V181H210ZM232 180V186L233 187H231V188H233L232 190H234V188L236 187V185L238 184V182L240 183V180L239 181H236V180H233V179H231ZM252 180H254V179H252ZM260 180V179H259ZM92 181V180H91ZM151 180H149L148 182H150ZM153 181H154V179H153ZM153 181H152V183H153ZM180 181H178V182H176L175 181V183H178V187H179V183L180 184H182V183H184L183 181L182 182H180ZM204 181V180H203ZM230 181V180H229ZM261 181V180H260ZM78 181H76V183H77ZM90 182V181H89ZM94 182V181H93ZM107 182V181H106ZM105 182V183H106ZM117 182H119V181H117ZM137 182H139V181H136V184H137ZM156 182V181H155ZM194 182H197V181H195L194 180ZM193 182V180H191L190 182H187V183H190L189 184V186H191V183H192V186H195L194 184H196V183H194ZM201 182H202V180H201ZM211 182V181H210ZM220 182H221V180L218 182V185L220 184ZM225 182V181H224ZM234 182H235V184H236V182H237V184L235 185L234 184ZM257 182H259V181H257ZM67 183L69 184V182L67 181ZM74 184V185H76L77 187H79L78 186V184ZM79 183V182H78ZM80 183H82V182H80ZM79 183V184H80ZM111 183V182H110ZM134 183H135V181H134ZM141 184L143 183L144 184V180H143V182H140ZM175 183L173 182L172 183V188L175 186ZM194 183V184H193ZM209 183V182H208ZM212 183V182H211ZM214 183V182H213ZM243 183H244V180H243ZM246 183V182H245ZM244 183V184H245ZM247 183L249 184H251V182H249V181H247ZM246 183V184H247ZM67 184V185H68ZM69 184V185H70ZM87 184L88 185H92V183H88L87 182ZM93 184H95V183H93ZM106 184H108V183H106ZM132 184V183H131ZM140 184V185H141ZM161 184V183H160ZM159 184V185H160ZM173 184H174V186H173ZM185 184V183H184ZM198 184V183H197ZM204 184V183H203ZM241 184H242V182H241ZM245 184V185H246ZM249 184V185H250ZM258 184V183H257ZM73 185V186H74ZM86 185V184H85ZM91 185L89 186V187H91ZM97 183H96V187H97ZM101 185H103V184H101ZM133 185V184H132ZM131 185V186H132ZM139 185V184H138ZM146 185H149V184H147L146 183ZM150 185H151V182H150ZM153 185V184H152ZM205 185V184H204ZM207 185V184H206ZM229 186H230V182H229V184H228ZM235 185V186H234ZM243 185V184H242ZM244 185V186H245ZM249 185H248V188H249ZM70 186V187H71ZM72 186V187H73ZM126 186H128V185H126ZM135 186V185H134ZM143 186V185H142ZM161 186V185H160ZM188 185H185V191H183L184 193L186 192V187H187ZM197 186H200V185H196V188H198ZM209 186V185H208ZM220 186L221 185H219L218 186V188H220ZM227 186V185H226ZM241 187V185H238V187ZM244 186H243V188H244ZM247 186V185H246ZM86 187H87V185H86ZM86 187H84V189H86ZM95 187V189H94V187H92L94 190H97V188ZM100 187V185L98 186V188ZM111 187H112V185H111ZM111 187L109 188V191H111ZM136 188H135V190L137 189L138 190V186L136 185L135 186ZM141 187V186H140ZM144 187V186H143ZM142 187V189H144ZM177 187V188H178ZM183 187V186H182ZM201 187H202V185H201ZM204 187V186H203ZM215 187V186H214ZM66 188V189H65ZM81 187H79V189H80ZM91 188V189H92ZM113 188V187H112ZM117 188H118V186H117ZM124 188V187H123ZM133 188V187H132ZM147 188H149V187H147ZM151 189H153V186L152 187H150ZM181 188V187H180ZM189 188V187H188ZM207 188V187H206ZM206 188H204L205 190H206ZM216 188V187H215ZM214 188V189H215ZM237 188V187H236ZM235 188V189H236ZM246 188V187H245ZM253 187H251V189H252ZM88 189V188H87ZM86 189V190H87ZM91 189H89V192H90V190ZM105 189L106 188H104V191H105ZM113 189H115V188H113ZM119 189H121V187L119 188ZM119 189H116V191H121V193L123 194V191L122 190H119ZM125 189V188H124ZM123 189V190H124ZM141 189V190H142ZM162 189V188H161ZM161 189H157V190H160L161 191ZM191 189V188H190ZM190 189H189V191H190ZM211 189V188H210ZM213 189V190H214ZM226 189V188H225ZM224 189V190H225ZM229 190H230V187L228 188ZM239 189V188H238ZM102 190V189H101ZM129 190H130V188H129ZM131 190H133L134 191V189H131ZM139 190H140V188H139ZM140 190V191H141ZM169 190V189H168ZM201 189H199V191H200ZM205 190L204 191H202V193L204 192V195L206 194V192H205ZM208 190V189H207ZM220 190V189H219ZM248 189H246V191H247ZM75 191H78V188H77V190H75ZM93 190H91V192H92ZM98 191V190H97ZM115 191V192H116ZM125 191V193H126V189L124 190ZM133 191H131V192H133ZM147 191H149V193H148V195L150 194V190H147ZM152 191V190H151ZM153 191H155V188H154V190ZM180 192L182 191V190H179ZM178 191V192H179ZM188 191V189H187V192H189ZM212 191V190H211ZM225 191H227V190H225ZM242 191H243V189H242ZM66 192V194L67 193H69L68 195L69 196H71V197H73V201H71L70 203H72L73 202V204H71L70 205V203H67L66 204V202H67V199H66V201H65V197H67V196H64V193ZM85 192V191H84ZM90 192V193H91ZM94 192V191H93ZM128 192V191H127ZM134 192H137V191H134ZM139 192V191H138ZM143 192H146V190L144 189V191ZM162 192V191H161ZM165 192V191H164ZM180 193V194H183V196H187V195H189L188 193ZM195 192V191H194ZM197 192V191H196ZM209 192H210V190H209ZM224 192V191H223ZM229 191H227V193H228ZM232 191H230L229 193H228V195L231 193ZM234 192V191H233ZM236 192V191H235ZM249 192V191H248ZM251 192H252V190H251ZM250 192V193H251ZM78 193H79V191H78ZM103 193V192H102ZM117 194H118V192H116ZM121 193L120 194H118L119 196H117V200H118V197H120V195H121ZM125 193H124V195H125ZM129 193V192H128ZM152 193V192H151ZM157 193V192H156ZM159 193V192H158ZM171 192H169V194H170ZM176 193V192H175ZM220 193V192H219ZM226 193V192H225ZM227 193L226 194H224V196L226 195V199L227 200H225V202H229L228 201V196H227ZM257 193V197L259 198V193L258 192H256ZM80 194H84V193H82V191L80 192ZM89 194V193H88ZM109 194V193H108ZM129 194H131V193H129ZM163 194H165V193H163ZM171 194H173V193H171ZM179 194V193H178ZM195 194V193H194ZM222 194V193H221ZM220 194V195H221ZM232 194H234V193H232ZM245 195H247L248 196V194H247V192L246 193H244ZM85 195V194H84ZM137 195V194H136ZM138 195H140V194H138ZM150 195H153L154 197L153 198H155V196L156 195H154V194H150ZM149 195V196H150ZM158 195H160V196H158ZM161 195H162V193L161 194H157V196L158 197H161ZM174 195V194H173ZM203 195V196H204ZM78 196V195H77ZM82 196V195H81ZM87 196V194L85 195V197ZM112 196V195H111ZM111 196H108L109 197V199H111ZM114 196V195H113ZM113 196H112V198H113ZM122 196V195H121ZM134 196V195H133ZM140 196H142V195H140ZM149 196H147L148 198H149ZM167 196V195H166ZM169 196V195H168ZM183 196H180V197H182L183 198ZM190 196V195H189ZM189 196H188V198H189ZM196 196V195H195ZM199 196V195H198ZM207 196H209L208 194H207ZM232 196V195H231ZM83 198H84V196H82ZM99 197V196H98ZM97 197V198H98ZM152 197V196H151ZM163 197V196H162ZM175 197V196H174ZM179 197V196H178ZM177 197V198H178ZM194 197V196H193ZM223 197V196H222ZM221 197V198H222ZM235 197V196H234ZM246 197V196H245ZM249 197V196H248ZM68 198V197H67ZM80 198V197H79ZM101 198V197H100ZM107 198V197H106ZM130 198V197H129ZM140 198V197H139ZM152 198V199H153ZM170 198H171V196H170ZM185 198V197H184ZM182 199L183 200V202L185 203V199ZM197 198V197H196ZM204 198V197H203ZM231 198V197H230ZM257 198V199H258ZM260 198H262V197H260ZM259 198V199H260ZM70 199H72V198H70ZM77 199V198H76ZM81 199V198H80ZM79 199V200H80ZM85 199V198H84ZM150 199L151 198H149V201H150ZM151 199V200H152ZM157 199V198H156ZM159 199H161V198H159ZM174 199H176V198H174ZM174 199H173V201H174ZM181 199V198H180ZM233 199V198H232ZM258 199V200H259ZM69 200V199H68ZM83 200V199H82ZM98 200V199H97ZM96 200V201H97ZM114 200V199H113ZM129 200V199H128ZM146 200H148V199H146ZM166 201L167 199H166V197H165V199H162V201ZM222 200H224V199H222ZM249 200H251V199H249ZM263 200H264V196H263ZM83 201H85V200H83ZM89 201H91V202H89ZM87 200L86 202H88L89 204L90 203H92L94 200L92 199V200ZM102 201H103V199H102ZM111 201V200H110ZM110 201H108V202H110ZM134 201H136V199L134 200ZM140 201H141V199H140ZM156 201V200H155ZM159 201H161V200H158L157 201V203L159 202ZM161 201V202H162ZM164 201L162 202V204L163 205H165L164 204ZM168 201V200H167ZM171 202H172V200H170ZM177 201V200H176ZM180 201L181 200H179V201H177V202H179V204H180ZM188 201V200H187ZM218 201V200H217ZM216 201V202H217ZM219 201H220V199H219ZM218 201V202H219ZM239 201V200H238ZM247 201H248V199H247ZM247 201H244V202H246L247 203ZM257 201V200H256ZM105 202V201H104ZM118 202V201H117ZM117 202H114V204L113 205H116L115 203H117ZM124 202H126V201H124ZM129 202V201H128ZM131 202H132V200H131ZM142 202V201H141ZM152 202H153V200H152ZM182 202V201H181ZM218 202L216 203V204H218ZM224 202V203H225ZM244 202H243V204H240V205H244ZM255 202V201H254ZM261 202H264V201H261ZM78 203V202H77ZM81 203V202H80ZM139 203V202H138ZM173 203V202H172ZM174 203H175V201H174ZM68 204H69V206H71V207H68ZM87 204V203H86ZM118 204V203H117ZM126 204V203H125ZM134 205H135V202L133 203ZM143 204H144V199H143ZM151 204V203H150ZM152 204H154V203H152ZM159 204V203H158ZM166 204H168V203H166ZM176 204V203H175ZM187 204V203H186ZM221 204V203H220ZM227 204V203H226ZM255 204V203H254ZM79 205V204H78ZM81 205H82V203H81ZM92 205V204H91ZM94 205V204H93ZM92 205V206H93ZM106 205V204H105ZM105 205L104 206H101V207H103L102 208V210L105 208ZM133 205V206H134ZM141 205V204H140ZM159 205H161V204H159ZM174 205V204H173ZM182 205H183V203H182ZM208 205V204H207ZM212 205H214V204H212ZM219 205V204H218ZM258 205H261L260 203H258ZM80 206V205H79ZM84 206H85V204H84ZM89 206V205H88ZM97 206V205H96ZM110 206V205H109ZM109 206H107L108 208H109ZM120 206V205H119ZM127 206H128V203H127ZM136 206V205H135ZM139 206V205H138ZM137 206V207H138ZM145 207V205H141L140 207L141 208H143V207ZM150 206V205H149ZM157 206V205H156ZM177 206V205H176ZM203 206V205H202ZM223 206H224V204H223ZM229 206V205H228ZM233 206V205H232ZM248 206V205H247ZM253 206V205H252ZM81 207V206H80ZM94 207H95V205H94ZM117 207H118V205H117ZM116 207V208H117ZM123 207H125V205L123 206ZM137 207H135V208H137ZM140 207L138 208V210L140 209ZM167 207V206H166ZM171 207V206H170ZM174 207V206H173ZM172 207V208H173ZM222 207V206H221ZM231 207V206H230ZM255 207H257V204H255ZM79 208V207H78ZM88 208V207H87ZM91 208V207H90ZM114 208L115 207H113V208H109V209H113L114 210ZM115 208V209H116ZM121 208H122V205H121ZM127 208V207H126ZM125 208V209H126ZM134 208V207H133ZM133 208H132V210H133ZM149 208H151V207H149ZM159 208V207H158ZM164 208V207H163ZM205 208V207H204ZM212 208V207H211ZM210 208V206H209V209H211ZM223 208V207H222ZM222 208H220V209H222ZM224 208H225V206H224ZM229 208V207H228ZM232 208V207H231ZM77 209V208H76ZM109 209H108V211H109ZM155 209V208H154ZM157 209V208H156ZM166 209V208H165ZM174 209V208H173ZM217 209V208H216ZM219 209V210H220ZM71 210V209H70ZM75 210V209H74ZM84 210V209H83ZM88 210V209H87ZM94 210L96 211V208H94ZM99 210H101V209H99ZM112 210V211H113ZM120 209H117L115 212H112V215H113V213H115L116 214V212L118 213V212H120L119 211ZM129 210V209H128ZM131 210V209H130ZM131 210V211H132ZM146 210V209H145ZM178 210V209H177ZM201 210H202V208H201ZM216 211L214 214H213V217H212V225L215 227V228H217V229H219V230H221L220 231V234H219V238H220V240H219V242H217V245H212V242H211V245L209 246V245H207L206 244V242H204L203 244H206V246H202L200 249H195V248H192V249H195V251L196 250H198L197 252L199 253H197L198 254V256L197 257H199V256H201V257H203L204 256V259L202 258L201 260L203 261V264H264V203L262 204V206H260L259 208H255V209H253V210H250V209H248L247 211L245 210H236V209H230V210H227V209H224V210H221V211ZM72 211H73V209H72ZM71 211V212H72ZM79 211V210H78ZM77 211V212H78ZM125 211V210H124ZM127 211V210H126ZM135 211V210H134ZM148 211V210H147ZM171 211V210H170ZM70 212V213H71ZM103 212H105V210H103ZM102 211H101V213H103ZM122 213H124L123 211H121ZM120 212V213H121ZM128 212V211H127ZM168 212V211H167ZM203 212V211H202ZM208 212V211H207ZM207 212H205V214L207 213ZM74 213H76L75 211L73 212V214ZM83 213V212H82ZM121 213V214H122ZM129 213V212H128ZM140 213V212H139ZM141 213H142V211H141ZM199 213V212H198ZM98 214L99 215H101L100 217H98ZM104 214V213H103ZM105 214H107L106 212H105ZM109 214V213H108ZM144 214V213H143ZM165 214V213H164ZM197 214V213H196ZM209 214V213H208ZM208 214H206V215H208ZM210 214H212L211 212H210ZM209 214V215H210ZM74 215H76V217L74 218V219H76V221L78 222V221H81L82 219L80 218V220H79V216L81 215V214H78V213H76V214H74ZM111 215V214H110ZM123 215V214H122ZM122 215H120L119 214V216L121 217ZM193 215V214H192ZM208 215V216H209ZM83 216V215H82ZM113 216H116V215H113ZM113 216H111V218L113 217ZM141 216V215H140ZM171 216V215H170ZM191 216V215H190ZM106 217H107V215H106ZM142 217V216H141ZM145 217V216H144ZM167 217V216H166ZM198 217V216H197ZM104 218V217H103ZM108 218V217H107ZM115 218V217H114ZM129 218H131V217H129ZM159 218V217H158ZM162 218V217H161ZM194 218V217H193ZM73 219V218H72ZM78 219V220H77ZM87 219V220H88ZM168 219V218H167ZM195 219V218H194ZM203 219H207V218H203ZM202 219V221H206V220H203ZM88 220V221H89ZM106 220H108V219H106ZM99 221V222H98ZM101 221V222H100ZM110 221V220H109ZM122 221H123V219H122ZM157 221V220H156ZM161 221V220H160ZM190 221V220H189ZM192 221H193V219H192ZM191 221V222H192ZM200 221V220H199ZM74 222V221H73ZM83 222H86V224H90V221L89 222H87V221H83ZM201 222V221H200ZM149 223V222H148ZM172 223V222H171ZM195 223V222H194ZM210 223V222H209ZM81 224H83V223H81ZM86 224H85V226H86ZM88 224V225H89ZM92 224V223H91ZM115 224V223H114ZM197 223H195V225H196ZM82 226L81 228H80V226ZM127 225V224H126ZM125 225V226H126ZM146 225H147V223H146ZM153 225V224H152ZM191 225V224H190ZM194 225V224H193ZM187 226V225H186ZM197 226V225H196ZM116 227V226H115ZM147 227V226H146ZM149 227H150V225H149ZM156 227V226H155ZM158 227V226H157ZM125 228V227H124ZM190 228V227H189ZM115 229H117V228H115ZM146 229H148V228H146ZM150 229V228H149ZM160 229H162V228H160ZM164 229V228H163ZM188 229V228H187ZM191 229H194V227L193 228H191ZM120 230V229H119ZM159 230V229H158ZM167 230V229H166ZM177 230V229H176ZM155 232H156V230H154ZM153 231V232H154ZM168 231V230H167ZM178 231H179V229H178ZM152 232V233H153ZM164 232L165 231H163V234H164ZM219 232V231H218ZM177 233V232H176ZM206 232H204V234H205ZM168 234V233H167ZM173 233H171V235H172ZM208 235H209V233H207ZM121 235V234H120ZM151 235V234H150ZM162 235V234H161ZM178 235V234H177ZM190 235H191V232H190ZM206 235V234H205ZM121 236H123V235H121ZM157 236V235H156ZM169 236V235H168ZM181 236H182V234H181ZM207 236V235H206ZM209 236H211V235H209ZM208 236V237H209ZM172 237V236H171ZM180 237V236H179ZM178 237V238H179ZM208 237H207V239H208ZM153 238V237H152ZM157 238V237H156ZM164 238V237H163ZM167 238V237H166ZM177 238V237H176ZM175 239V238H174ZM185 239H187V237L185 238ZM206 239V238H205ZM211 239V238H210ZM217 239V238H216ZM152 240H154L155 241V239H152ZM168 240V239H167ZM166 240V241H167ZM188 240V239H187ZM175 241V240H174ZM177 241V240H176ZM181 241V240H180ZM179 241V242H180ZM183 241V240H182ZM209 241V240H208ZM160 242V241H159ZM159 242H158V244H159ZM164 242V241H163ZM162 242V243H163ZM171 242V241H170ZM179 242H177V243H179ZM181 243V242H180ZM180 243H179V247L180 248H182L183 246H185V245H183L182 247L180 246ZM186 243V242H185ZM185 243H183V244H185ZM200 243H201V241H200ZM209 243V242H208ZM215 243H216V241H215ZM166 244V243H165ZM202 244V245H203ZM210 244V243H209ZM153 245V244H152ZM163 245V244H162ZM162 245H160V246H162ZM172 246H173V244H171ZM196 245V244H195ZM156 246H158V245H156ZM168 246V245H167ZM178 246V245H177ZM149 247H150V245H149ZM152 247V246H151ZM153 247H155V246H153ZM169 247V246H168ZM191 247V246H190ZM167 248V247H166ZM184 248V247H183ZM185 248H187V246L185 247ZM189 248V247H188ZM187 248V249H188ZM159 249V251H160V247L158 248ZM173 249V248H172ZM186 249V250H187ZM191 249V248H190ZM150 250H151V248H150ZM163 250H164V248H163ZM168 250H170V249H168ZM181 249H179V251H180ZM129 251V250H128ZM127 251V252H128ZM166 251V250H165ZM173 251V250H172ZM182 251V250H181ZM189 251H192V253H194V250H189ZM147 252V251H146ZM145 252V253H146ZM169 252H171V251H169ZM171 253H173V252H171ZM179 253V252H178ZM183 253V252H182ZM191 253V252H190ZM190 253H187L186 255H188V256H190ZM191 253V255H193V256H196V255H194V254H192ZM174 254V253H173ZM128 255H129V252H128ZM180 255H181V252H180ZM183 255H185L184 253H183ZM164 256V255H163ZM177 256V255H176ZM120 257V258H119ZM184 257V256H183ZM187 257V256H186ZM186 257H184V258H186ZM165 258V257H164ZM168 258V257H167ZM167 258H165L166 259V261L168 260ZM170 258H171V256H170ZM191 258V257H190ZM160 259V258H159ZM172 259H173V257H172ZM189 259V258H188ZM192 259H193V257H192ZM142 260V259H141ZM140 260V261H141ZM200 260V259H199ZM154 261V260H153ZM161 261H162V259H161ZM160 261V263L159 264H165L163 261L161 262ZM186 261V260H185ZM193 261V260H192ZM138 262V261H137ZM170 262V261H169ZM189 262H191V261H189ZM196 262V261H195ZM198 262V261H197ZM196 262V263H197ZM201 262V261H200ZM121 263V262H120ZM143 263V262H142ZM154 263V262H153ZM152 263V264H153ZM167 263V262H166ZM178 263V262H177ZM183 263V262H182ZM202 263V262H201ZM201 263H199L198 262V264H201ZM117 264V263H116ZM133 264V263H132ZM137 264H140V263H137ZM176 264V263H175ZM180 264V263H179ZM191 264V263H190ZM193 264V263H192Z\"/></svg>",
    "mask_w": 264,
    "mask_h": 264
}]
</instances>
